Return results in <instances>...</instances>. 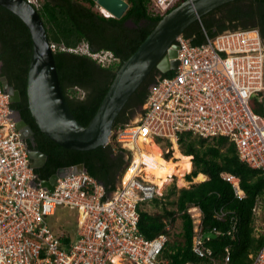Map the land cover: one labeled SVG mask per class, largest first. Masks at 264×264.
I'll return each mask as SVG.
<instances>
[{
  "label": "built area",
  "instance_id": "obj_1",
  "mask_svg": "<svg viewBox=\"0 0 264 264\" xmlns=\"http://www.w3.org/2000/svg\"><path fill=\"white\" fill-rule=\"evenodd\" d=\"M151 1L154 12L164 16L179 0ZM202 32L204 42L199 45L183 35L175 40L178 66L168 71L169 76L155 77L137 120L117 129L118 145L131 161L136 155L141 159L131 176L122 180L124 172L111 192L86 172L58 178L51 191L41 186L0 73V264H166L158 257L168 235L149 240L138 229L139 207L159 196L157 185L144 174L152 152L141 150L142 144L161 147L158 140L162 141L164 159V153L178 147L182 133L224 137L241 162L264 176V116L250 107L251 99L264 91V41L252 29L212 37ZM51 48L55 50L53 44ZM69 50L82 53L78 48ZM84 52H89L87 46ZM222 178L236 198L244 197L238 177L225 173ZM58 207L74 208L80 216L76 238L68 243L62 242L64 234H55L45 223ZM189 213L194 224L192 252L200 258L210 256L201 212L190 208ZM223 216L219 212L217 219ZM169 230L166 223L165 231ZM208 233L218 235L215 229ZM224 251L222 264H229L230 251ZM250 258L251 264H264V239Z\"/></svg>",
  "mask_w": 264,
  "mask_h": 264
},
{
  "label": "trees",
  "instance_id": "obj_2",
  "mask_svg": "<svg viewBox=\"0 0 264 264\" xmlns=\"http://www.w3.org/2000/svg\"><path fill=\"white\" fill-rule=\"evenodd\" d=\"M184 1L179 0L166 13ZM126 2L128 8L120 18L95 11L93 0H42L41 8L37 9L47 37L55 46L53 56L68 107L76 121L84 127L93 118L120 65L138 49L163 17L154 12L151 0ZM243 16L256 19L259 35L264 41V0H236L225 4L191 24L182 35L192 45H199L204 42L202 29L210 37L226 30H237L234 21ZM128 22L133 26H128ZM83 42L91 54L108 52L115 60L102 65L89 55L69 50ZM31 52L32 41L24 23L0 6V73L20 94V102L12 103L11 108L19 111L32 130L35 149L47 157L45 164L34 170L35 174L40 180H47L59 168L83 164L87 174L101 182L107 191H114L119 178L137 162L134 159L131 161L130 154L118 145L116 131L128 124L133 114L142 112L149 86L159 72L153 74L154 69L127 101L115 119L107 145L89 151H75L62 148L47 138L31 117L26 96ZM170 74L161 75L166 77ZM77 93L81 95L77 96ZM254 105L253 111L264 116L263 105L257 98H254ZM158 144L162 146V141L158 140ZM178 149L180 152L174 153L177 158L175 169L183 176L189 172L185 175L189 182L199 174L206 176L207 180L177 191L176 212L164 210L162 214L152 215L140 206V233L149 240L161 233L169 235L165 231L166 222L174 221V214L177 213L182 221V242L171 245L168 240L159 260L166 261V264H222L224 250L228 248L229 264H251L250 256L259 250L264 239V235L254 236L253 227L254 208L264 200L262 172L241 162L234 145L224 137L204 139L185 132L179 135ZM171 153L172 149L164 153V158L168 160ZM126 154L128 158H125ZM225 173L239 178L244 193L242 199L236 198L231 186L223 180L222 174ZM190 208L201 212L202 233L213 229L218 232L216 237L205 243L211 250L210 256L200 258L192 252L194 224ZM219 212L224 213L221 220L217 219ZM71 240V235L66 234L62 242Z\"/></svg>",
  "mask_w": 264,
  "mask_h": 264
},
{
  "label": "water",
  "instance_id": "obj_3",
  "mask_svg": "<svg viewBox=\"0 0 264 264\" xmlns=\"http://www.w3.org/2000/svg\"><path fill=\"white\" fill-rule=\"evenodd\" d=\"M95 5L109 15L120 18L128 8L126 0H93ZM236 0H185L166 13L138 49L125 60L115 73L97 111L87 126L80 125L70 111L62 91L53 56L39 12L28 0H0V6L17 16L26 26L32 41L28 66L26 96L28 109L39 131L62 148L89 151L107 145L115 119L135 90L154 70L164 74L178 66V45L175 40L201 17ZM128 26H133L131 22ZM1 66V63H0ZM4 91L10 102L20 100V94L1 77ZM27 129L24 135L22 129ZM21 138L30 144L29 161L32 169L41 168L46 155L35 149L33 132L18 117ZM86 172L83 164L59 168L41 186L51 191L58 178ZM212 238L213 234L207 233Z\"/></svg>",
  "mask_w": 264,
  "mask_h": 264
},
{
  "label": "rangeland",
  "instance_id": "obj_4",
  "mask_svg": "<svg viewBox=\"0 0 264 264\" xmlns=\"http://www.w3.org/2000/svg\"><path fill=\"white\" fill-rule=\"evenodd\" d=\"M30 1L32 2V4L35 6L36 9L41 8L42 0H30ZM93 9L95 11L107 14L105 10H103V9L101 10L97 6H95ZM244 30H246V29H244ZM226 31H229V30H226ZM226 31H224V32H226ZM230 31H234V30H230ZM86 46L87 45L83 42L77 48L83 54L85 53L86 55L91 56L93 59H96V61L98 63H101L102 65H107V64L113 62V58L111 57L110 53H108V52L99 53V54L95 55V57H93L94 54H91L90 52H84V48ZM80 95H81L80 93H77V96H80ZM254 98L258 99V96L254 97ZM254 98H252L250 101V103H251L250 107L252 109L255 108ZM138 115H139L138 112L133 114V116L130 117V119L127 121V123L131 124V123L135 122L138 118ZM208 143L210 144L212 142L208 141ZM226 146L227 145H225V147ZM164 148L165 147H164L163 143H162L161 147H158V149L161 150L162 153H163ZM140 149L144 150V151H148V152L151 151L152 152L151 147H147L143 144L140 145ZM175 151L180 152L178 147L173 146L171 157L167 161H169L172 164L173 170L176 171V175L167 174L164 177V179H162L158 183H156L154 180H152V176H150V172H149L148 168H145L146 172L144 174H145L146 178H147V175L149 176V178H151V179H149V178H147V179L151 180L152 182H154L157 185V190H158L159 196L153 202L146 203V205H142L140 208L142 210L152 214V215L162 214L164 212V210L176 212L175 201L177 198V191L179 189H184V188L188 189L193 184L201 183L200 180H197V176L192 181H190V182L187 181L185 179V175L188 174L189 172L184 174V176H183L182 174H180L175 169L174 161L177 159L174 157ZM164 152H166V150H164ZM125 158H126V156H125ZM136 158L138 161L139 157H137V155H136V157H134V160ZM180 161H184V160L180 159ZM181 165H182V162H181ZM132 167L130 169L131 172L129 171L126 175H124L123 180L126 181L127 179H125V176L132 174V171L134 169ZM191 213H193V212H191ZM254 214H255L254 215V223H253V225H254L253 226L254 227V236L255 237L261 236L262 237L264 235V200H261L257 203V206L254 208ZM79 222H80V216H79L78 212L76 211V209L69 208V207H58L56 212L53 215L47 216L45 218V223L48 225V227L50 228V230L52 232H54L57 235L64 234L65 236H66V234H69V235H71L72 240H74L76 238L75 237V231L77 229V225L79 224ZM166 223H168L169 227H170V230L168 231L169 232L168 238H169L170 244L173 245L174 243L176 244L178 242H182V237H181V235H182V221H181V218L179 217V214L175 213L174 214V221H170V222H166Z\"/></svg>",
  "mask_w": 264,
  "mask_h": 264
},
{
  "label": "bare ground",
  "instance_id": "obj_5",
  "mask_svg": "<svg viewBox=\"0 0 264 264\" xmlns=\"http://www.w3.org/2000/svg\"><path fill=\"white\" fill-rule=\"evenodd\" d=\"M32 4V2L29 0ZM33 5V4H32ZM34 6V5H33ZM152 148V153L148 156L150 159L149 166L147 167L152 180L158 183L160 180L164 179L167 174L176 175V171L173 170L172 164L161 157L160 150L155 146H150ZM141 156L139 155L138 161L133 165L132 168L137 167V164L140 162ZM137 160V158L135 159ZM131 172V171H130ZM131 175L125 176V179H128ZM203 176L199 175L197 180H202Z\"/></svg>",
  "mask_w": 264,
  "mask_h": 264
},
{
  "label": "flooded vegetation",
  "instance_id": "obj_6",
  "mask_svg": "<svg viewBox=\"0 0 264 264\" xmlns=\"http://www.w3.org/2000/svg\"><path fill=\"white\" fill-rule=\"evenodd\" d=\"M249 17V16H248ZM234 24L236 25V28L237 30H244V28L246 29H252V30H257L258 33H259V28L257 27L258 23L256 21V19H252L251 17L250 18H247V16H243L241 19H239L238 21H234ZM1 67V66H0ZM158 73V70L155 69V71L153 72V74H157ZM159 74V73H158ZM157 74V75H158ZM258 100L262 103L263 105V111H264V91L263 93H261L260 95H258ZM20 100L18 102H15L14 104H17L19 103ZM14 113H15V117H16V120H17V127H18V117L21 118V115L19 113L18 110H13ZM22 119V118H21ZM23 120V119H22ZM24 121V120H23ZM25 122V121H24ZM26 124V123H25ZM27 125V124H26ZM28 126V125H27ZM29 127V126H28ZM22 131H24V135L27 136V137H30L29 134H27V129H22ZM34 136V134H33Z\"/></svg>",
  "mask_w": 264,
  "mask_h": 264
},
{
  "label": "crops",
  "instance_id": "obj_7",
  "mask_svg": "<svg viewBox=\"0 0 264 264\" xmlns=\"http://www.w3.org/2000/svg\"><path fill=\"white\" fill-rule=\"evenodd\" d=\"M157 148H158V147H157ZM199 175L203 176V179H202V180H200V182H204V181L207 179V177H206V176H204V175H202V174H199ZM199 175H198V176H199ZM198 176H197V177H198Z\"/></svg>",
  "mask_w": 264,
  "mask_h": 264
},
{
  "label": "clouds",
  "instance_id": "obj_8",
  "mask_svg": "<svg viewBox=\"0 0 264 264\" xmlns=\"http://www.w3.org/2000/svg\"><path fill=\"white\" fill-rule=\"evenodd\" d=\"M29 1V0H28ZM101 9V8H100ZM102 10V9H101ZM108 14V13H107ZM106 15V14H105Z\"/></svg>",
  "mask_w": 264,
  "mask_h": 264
}]
</instances>
